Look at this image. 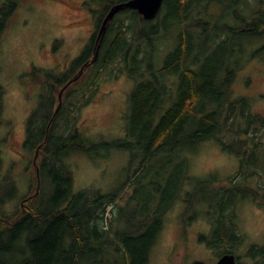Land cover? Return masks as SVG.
I'll return each mask as SVG.
<instances>
[{
    "label": "trees",
    "instance_id": "16d2710c",
    "mask_svg": "<svg viewBox=\"0 0 264 264\" xmlns=\"http://www.w3.org/2000/svg\"><path fill=\"white\" fill-rule=\"evenodd\" d=\"M21 1L0 4V53ZM126 1L84 2L97 30L82 54L65 72L34 67L22 76L45 93L27 121L24 149L31 159L22 175L32 176L29 191L10 214L4 206L18 199L19 183L3 175L11 130L4 131L6 92L0 82V264H149L165 217L179 201L209 221L210 232L199 240L218 258L231 253L240 263L237 252L245 239L237 223L238 205L246 200L264 205V195L249 183L257 179V188L264 187V117L253 111L250 97L233 99L240 69L231 62L238 47L242 53L253 46L259 47L255 53L264 51V0H164L152 21L135 10L122 11L90 64L106 15ZM115 64L120 75L136 82L125 138L95 143L79 131V110L94 100L97 78ZM85 65L55 114L60 93ZM228 137L237 140L238 150L227 145ZM213 140L241 161L225 185L190 175L188 153ZM112 147L129 151L134 164L121 189L134 188L126 207L117 205L121 191L75 193L65 165L73 154L95 158ZM111 207L114 224L109 228ZM245 257L264 264V246L250 247Z\"/></svg>",
    "mask_w": 264,
    "mask_h": 264
},
{
    "label": "rangeland",
    "instance_id": "374dc122",
    "mask_svg": "<svg viewBox=\"0 0 264 264\" xmlns=\"http://www.w3.org/2000/svg\"><path fill=\"white\" fill-rule=\"evenodd\" d=\"M4 1L0 0V4ZM255 1L250 0L252 4ZM21 2L22 6L3 37L0 53V82L6 92L3 125L5 132L11 130V137L4 148L3 175H12L19 183L18 199L5 203L4 211L8 214L19 209L20 197L29 191V178L32 176L22 175L31 159L24 149L27 121L45 93V89L28 84V79L24 80L22 76L34 67L58 73L67 71L91 43L97 30L93 14L84 6V2L89 3V0ZM239 48L231 62L233 67L240 69L233 99L250 97L253 111L264 117V51L255 53L259 47L253 46L242 53ZM163 58L161 55L158 57L160 65ZM120 68L115 64L97 78L94 100L79 110V131L89 141L115 143L125 138L129 97L136 82L126 75H120ZM227 140L231 142L228 146L239 149L234 137ZM188 157L190 175L200 180L209 179L214 184H227V180L237 174L241 167L236 153L224 152L215 140L205 142L198 152L188 153ZM131 159L129 151L112 147L95 158L81 153L73 154L65 160V165L72 172L75 193L84 190L109 193L121 191L134 166ZM257 182V179L249 181L260 195H264V187L258 189ZM133 191L132 187L121 191L117 205L126 207ZM140 195L147 198L143 192ZM112 208H109L106 216V226L109 228L114 224V216L110 212ZM198 208L200 212L202 208ZM198 215L197 209L188 212L183 201L177 202L165 217L149 264H216L219 258L199 240L200 235L210 232V223ZM237 223L245 239L237 252L239 264H252L255 261L246 258L245 252L254 245L264 246V205L251 200L241 202L238 205Z\"/></svg>",
    "mask_w": 264,
    "mask_h": 264
},
{
    "label": "water",
    "instance_id": "95a60500",
    "mask_svg": "<svg viewBox=\"0 0 264 264\" xmlns=\"http://www.w3.org/2000/svg\"><path fill=\"white\" fill-rule=\"evenodd\" d=\"M164 0H128L123 3H119L114 5L106 15L101 28L99 30V33L96 38L95 42V49L93 53V58L90 61V64H94L100 53V49L103 43V40L105 38V35L107 33V30L112 23L113 19L117 14H119L122 11L125 10H135L138 12L139 15H141L145 20L147 21H152L155 20V18L158 16L160 13L162 6H163ZM88 65H85L84 67L81 68L79 73L69 81V83L65 86V88L62 90L60 93L59 99H60V104L58 108L55 111V114L58 113L59 108L62 105V98L65 90L73 83L77 82L85 73V70L87 69ZM237 263V257L235 254H224L219 258V260L216 262V264H236Z\"/></svg>",
    "mask_w": 264,
    "mask_h": 264
}]
</instances>
